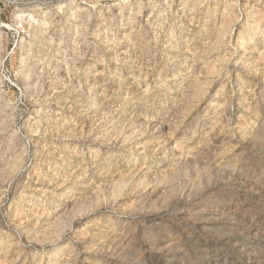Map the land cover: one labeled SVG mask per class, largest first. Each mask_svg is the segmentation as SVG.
<instances>
[{
    "label": "rangeland",
    "instance_id": "rangeland-1",
    "mask_svg": "<svg viewBox=\"0 0 264 264\" xmlns=\"http://www.w3.org/2000/svg\"><path fill=\"white\" fill-rule=\"evenodd\" d=\"M0 264H264V0H0Z\"/></svg>",
    "mask_w": 264,
    "mask_h": 264
}]
</instances>
